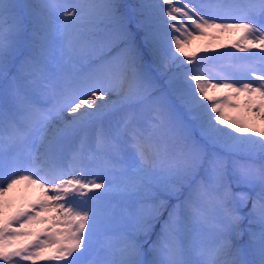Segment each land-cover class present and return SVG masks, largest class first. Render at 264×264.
Returning <instances> with one entry per match:
<instances>
[{"label":"snow or ice","instance_id":"6c2138e0","mask_svg":"<svg viewBox=\"0 0 264 264\" xmlns=\"http://www.w3.org/2000/svg\"><path fill=\"white\" fill-rule=\"evenodd\" d=\"M223 33L245 55L189 50ZM247 114L264 0H0V211L41 190L0 216V264H264Z\"/></svg>","mask_w":264,"mask_h":264},{"label":"rangeland","instance_id":"374dc122","mask_svg":"<svg viewBox=\"0 0 264 264\" xmlns=\"http://www.w3.org/2000/svg\"><path fill=\"white\" fill-rule=\"evenodd\" d=\"M126 3H134L135 0H125ZM237 33H223L217 34L215 38L212 36H205L203 38H198L192 41L189 50H196L202 47H208V53H200V55H213L215 52H236L237 55H245L244 53H239L237 49H233L231 44L237 39ZM213 95H222L221 92L211 93ZM243 96H241V102L243 100ZM207 103V101H205ZM225 113L227 116H234V117H242L244 114L238 110L232 109H225ZM246 119H248L251 123H253L258 129H264V121L259 120L257 117H253L251 114H247ZM15 191L14 193H10L7 195V198H12L13 202L8 201V206L5 207L2 211H0V216H11L18 207L22 204H26L29 201L34 202L37 199V193H33L27 195V192H18ZM22 193V194H21ZM19 194V195H18ZM15 195V196H14ZM18 195V196H17ZM14 196V197H13ZM30 199V200H29ZM11 208L13 210H11ZM8 211V212H7ZM47 215V213H45ZM43 225H35L33 227V231L42 228ZM44 227V226H43ZM20 264H27V262L21 261Z\"/></svg>","mask_w":264,"mask_h":264},{"label":"bare ground","instance_id":"6f19581e","mask_svg":"<svg viewBox=\"0 0 264 264\" xmlns=\"http://www.w3.org/2000/svg\"><path fill=\"white\" fill-rule=\"evenodd\" d=\"M215 93H217V92H215ZM25 188H26V187H25L23 184H21V185L17 186L16 188H14L11 192H9L8 195H9L10 193H14V194H15L16 189H20V190H21V189H24V190H25ZM30 188H31V189H34L35 186H31ZM17 193H18V192H17ZM23 193H24V192H23ZM21 194H22V193H21ZM18 195H19V194H18ZM18 195H17V196H18ZM14 196H15V195H14ZM14 196H13V197H14ZM34 202H35V201H34Z\"/></svg>","mask_w":264,"mask_h":264}]
</instances>
